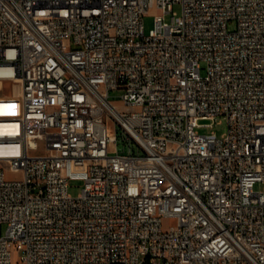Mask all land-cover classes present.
Returning a JSON list of instances; mask_svg holds the SVG:
<instances>
[{
	"label": "built area",
	"instance_id": "built-area-1",
	"mask_svg": "<svg viewBox=\"0 0 264 264\" xmlns=\"http://www.w3.org/2000/svg\"><path fill=\"white\" fill-rule=\"evenodd\" d=\"M4 81L0 264H264V0H0Z\"/></svg>",
	"mask_w": 264,
	"mask_h": 264
},
{
	"label": "rangeland",
	"instance_id": "rangeland-1",
	"mask_svg": "<svg viewBox=\"0 0 264 264\" xmlns=\"http://www.w3.org/2000/svg\"><path fill=\"white\" fill-rule=\"evenodd\" d=\"M173 10L180 15L181 14V6L180 4H175L173 7ZM160 13V10L157 9H150L149 12L144 16L143 18V24H144V32L146 35L150 33L152 29L155 28V16ZM172 13H168L165 15V20L170 21L171 20ZM236 28V22H230L229 23V29L233 30ZM119 95L118 92H112L111 93V99L113 102L117 105H121L119 101ZM2 97H11L13 99H10V101H3V104L10 105L11 109L17 110L20 105L16 101L20 97V87L18 83H13L12 81H4L0 82V98ZM10 102V103H9ZM203 123H210L211 121H202ZM109 128L110 130L117 135V146L118 150L121 154H129L131 151L134 153H142L141 150H139L138 146L134 141H128L124 139L123 131L118 127L115 129L113 125L109 122ZM201 133L209 134L211 132H216L218 135H222L226 131V121L221 120V122H214L211 127H205L199 129ZM43 150V148H41ZM40 151L39 153L43 152ZM7 178L14 179V178H21L22 173H14L7 169L6 171ZM82 181H73L69 187V193L72 196H78L82 192ZM264 187L262 185H256V190H261ZM175 223V220L170 217H165L163 219V228L169 229L173 224ZM7 225L1 224L0 225V235H3L6 233ZM20 258V251L14 250L12 251V261L13 264H17ZM119 264V263H117Z\"/></svg>",
	"mask_w": 264,
	"mask_h": 264
}]
</instances>
